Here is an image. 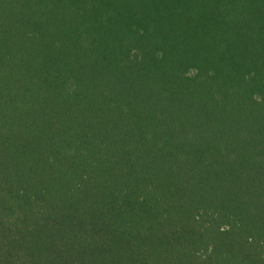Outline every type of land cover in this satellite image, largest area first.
I'll list each match as a JSON object with an SVG mask.
<instances>
[{
    "label": "trees",
    "instance_id": "obj_1",
    "mask_svg": "<svg viewBox=\"0 0 264 264\" xmlns=\"http://www.w3.org/2000/svg\"><path fill=\"white\" fill-rule=\"evenodd\" d=\"M0 264H264V0H0Z\"/></svg>",
    "mask_w": 264,
    "mask_h": 264
}]
</instances>
